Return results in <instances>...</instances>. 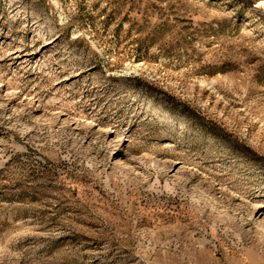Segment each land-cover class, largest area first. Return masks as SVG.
I'll return each instance as SVG.
<instances>
[{"label":"rangeland","instance_id":"1","mask_svg":"<svg viewBox=\"0 0 264 264\" xmlns=\"http://www.w3.org/2000/svg\"><path fill=\"white\" fill-rule=\"evenodd\" d=\"M0 264H264V0H0Z\"/></svg>","mask_w":264,"mask_h":264}]
</instances>
